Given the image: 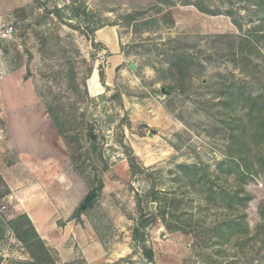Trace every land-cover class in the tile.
I'll return each mask as SVG.
<instances>
[{
  "label": "rangeland",
  "instance_id": "1",
  "mask_svg": "<svg viewBox=\"0 0 264 264\" xmlns=\"http://www.w3.org/2000/svg\"><path fill=\"white\" fill-rule=\"evenodd\" d=\"M257 20L248 0H0V23L14 30L0 42V155L21 180L22 160L33 168L40 161L15 152L9 128L22 113L27 124L48 120L49 173L23 177L40 178L58 226L70 228L66 242H43L53 264H208L191 231L168 229L159 218L145 230L148 263L132 230L141 213H155L172 198L169 228L176 220L179 226L191 217L207 224L224 217L183 184L182 168L197 166L225 185L219 165L231 128L227 94L241 89L264 102V42L245 55L237 45ZM23 103L41 110L9 109ZM130 162L139 174H130ZM244 189L252 196L244 211L254 228L264 175ZM151 190L159 203L150 202ZM90 192L96 198L75 218ZM0 193H9L2 177ZM1 205L0 264L29 263L9 225L21 214L5 197ZM216 262L232 261L225 255Z\"/></svg>",
  "mask_w": 264,
  "mask_h": 264
},
{
  "label": "trees",
  "instance_id": "2",
  "mask_svg": "<svg viewBox=\"0 0 264 264\" xmlns=\"http://www.w3.org/2000/svg\"><path fill=\"white\" fill-rule=\"evenodd\" d=\"M248 1L252 2L258 20L256 26L237 38V45L243 55L251 52L255 42H264V0ZM193 5L200 12L206 13L198 4ZM99 79L103 82L102 73L99 74ZM225 105L231 109L229 118L231 128L226 144L227 158L219 165L225 185L215 184L206 173H198L200 169L197 166L182 168L183 184L190 186L195 197L207 208L213 206L216 210L223 211L224 217L208 224L205 221H193L191 217L179 222V226L176 220L175 223L172 222L173 228H169L166 217L173 216L172 208L175 203L173 198L163 206H157L155 213H141L132 230V241L140 248L148 263L153 261V253L145 245V230L159 218L165 222L168 229L183 233L191 231L197 244L201 241L208 264H218L217 259L225 255L230 256L231 264H237L241 258L244 264H264V201L257 206L259 222L254 228L250 227L244 211L252 200L244 186L252 178L264 175V102L250 94H243L239 89L228 92ZM129 171L135 176L141 169L130 162ZM5 196L0 193V198ZM148 196L151 203H159L157 192L151 190ZM83 212L77 210L75 218ZM20 221H24L25 224L18 225ZM9 225L16 233L17 239L29 251L31 261L25 264H53L49 260L45 244L25 214L9 221ZM213 247L214 252L208 251Z\"/></svg>",
  "mask_w": 264,
  "mask_h": 264
},
{
  "label": "crops",
  "instance_id": "3",
  "mask_svg": "<svg viewBox=\"0 0 264 264\" xmlns=\"http://www.w3.org/2000/svg\"><path fill=\"white\" fill-rule=\"evenodd\" d=\"M15 89L13 88L12 92ZM11 107H13L9 108L11 111H32L33 107L37 111L41 110L39 108L40 105L35 103L15 104ZM1 109H3L2 106ZM25 115L23 113L19 116L17 115L19 118L9 128V139L12 148L18 155H31L34 159L40 161L38 162L40 165L33 168L31 167L33 165L26 164L22 160L21 173L23 176L26 171L31 173L32 171L37 173L42 172L41 175H46L50 169L49 156H46V154H49L52 150L50 147V139L54 138L53 136L49 137L47 134L44 135V132L49 127V122L44 118L39 120L40 122L38 120H32L30 124H27ZM46 159L48 160L44 162ZM8 166V163H4L0 155V176L9 191L8 195L5 196V200L8 203L13 202L16 211L27 216L38 237L46 245L55 247L58 244L66 242L71 235L70 228L66 225L58 226L59 216H57L55 204L49 197L48 191L44 188V184H41L40 178L32 181H28L23 176L21 180L14 178ZM44 168L47 170L42 171L41 169Z\"/></svg>",
  "mask_w": 264,
  "mask_h": 264
},
{
  "label": "water",
  "instance_id": "4",
  "mask_svg": "<svg viewBox=\"0 0 264 264\" xmlns=\"http://www.w3.org/2000/svg\"><path fill=\"white\" fill-rule=\"evenodd\" d=\"M130 68H132V70H135V66L133 63H130ZM162 94L166 93V91L164 89H162ZM91 138L92 137V134H90ZM96 198V194L94 192H90L89 194H87L85 196V198L83 199L82 203L80 204L78 210H86L88 207L91 206L93 200Z\"/></svg>",
  "mask_w": 264,
  "mask_h": 264
},
{
  "label": "built area",
  "instance_id": "5",
  "mask_svg": "<svg viewBox=\"0 0 264 264\" xmlns=\"http://www.w3.org/2000/svg\"><path fill=\"white\" fill-rule=\"evenodd\" d=\"M13 27L10 24L0 23V42L10 39L13 35ZM5 206L1 205L0 210H4Z\"/></svg>",
  "mask_w": 264,
  "mask_h": 264
}]
</instances>
